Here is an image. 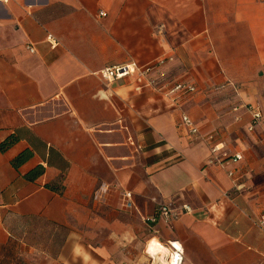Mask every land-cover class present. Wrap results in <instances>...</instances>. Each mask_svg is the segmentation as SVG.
<instances>
[{"label":"crops","instance_id":"0c3cea01","mask_svg":"<svg viewBox=\"0 0 264 264\" xmlns=\"http://www.w3.org/2000/svg\"><path fill=\"white\" fill-rule=\"evenodd\" d=\"M161 59L163 92L100 75ZM176 83L196 91L165 95ZM13 136L0 264H167L168 241L183 264H264V0L0 3V144ZM163 206L178 219L148 226Z\"/></svg>","mask_w":264,"mask_h":264},{"label":"built area","instance_id":"2783aa9c","mask_svg":"<svg viewBox=\"0 0 264 264\" xmlns=\"http://www.w3.org/2000/svg\"><path fill=\"white\" fill-rule=\"evenodd\" d=\"M0 3L7 4L9 3V0H0ZM101 16L106 17L107 14L104 12H101ZM30 52L34 53L35 49L33 47H29ZM166 60L161 59L156 64L152 66H144L140 67L134 63H131L129 65H117L114 67L105 68L102 71H100L101 77L109 82H115L116 80H122L125 78L133 77L135 81L139 84V87L142 88L144 86H149L158 92H163L164 89L167 87L168 82L164 79V74L158 73L159 67L161 65H164ZM158 73L157 76L153 77L152 74ZM196 91V87L191 84H185V83H176L173 87L169 88L166 92H164L165 95H167L170 98H175L176 100L189 96V94H192ZM254 121L259 122V120L262 118V114L258 109H251ZM182 124L188 129L189 133L193 135H197L199 133V129L192 120L191 117L187 115L182 116ZM214 151L218 150V147H215L213 149ZM241 156H237V159H240ZM126 203V208L132 209L133 203L131 199V194L127 193L124 196ZM182 210L186 213H191V209L187 206H183ZM180 213H177L176 210L170 209L167 206L160 207L157 215L149 218H145L146 224L149 226L150 224H154L158 221V218H161L165 222H172L174 220H177ZM258 225L264 228V217H262L258 221ZM152 240H150L151 242ZM150 242L148 245V249L150 248ZM168 249L169 254L168 257L170 258L167 264H183L184 263V248L181 242L177 241H168ZM164 249V247H163ZM149 256L154 258V255L158 256L156 253L152 254L149 252Z\"/></svg>","mask_w":264,"mask_h":264},{"label":"trees","instance_id":"16d2710c","mask_svg":"<svg viewBox=\"0 0 264 264\" xmlns=\"http://www.w3.org/2000/svg\"><path fill=\"white\" fill-rule=\"evenodd\" d=\"M18 141V138L16 136H13L9 139H7L5 142L0 144V150L2 152H5L7 150H9L10 148L13 147V145H15V143ZM32 153L30 151L28 152H24L22 154H20L19 156H17L13 162V166L18 169L20 168L23 164L27 163L29 161V159H31ZM44 171L45 169L43 167H37L33 170H31L29 172L28 175L25 176V178L29 181H36L39 178H41L42 176H44ZM49 188L58 191L57 189H55L54 186H50L47 185Z\"/></svg>","mask_w":264,"mask_h":264},{"label":"bare ground","instance_id":"6f19581e","mask_svg":"<svg viewBox=\"0 0 264 264\" xmlns=\"http://www.w3.org/2000/svg\"><path fill=\"white\" fill-rule=\"evenodd\" d=\"M162 250V248H159V249H151L150 248V252L152 253V254H154V253H157L158 251H161Z\"/></svg>","mask_w":264,"mask_h":264},{"label":"rangeland","instance_id":"374dc122","mask_svg":"<svg viewBox=\"0 0 264 264\" xmlns=\"http://www.w3.org/2000/svg\"><path fill=\"white\" fill-rule=\"evenodd\" d=\"M154 245H156L155 243H153ZM153 244H151V245H153Z\"/></svg>","mask_w":264,"mask_h":264}]
</instances>
